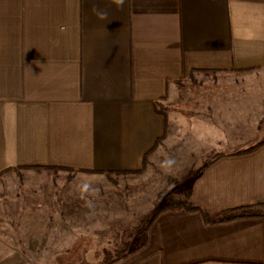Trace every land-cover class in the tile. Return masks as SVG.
Segmentation results:
<instances>
[{"label":"crops","instance_id":"1","mask_svg":"<svg viewBox=\"0 0 264 264\" xmlns=\"http://www.w3.org/2000/svg\"><path fill=\"white\" fill-rule=\"evenodd\" d=\"M255 70L264 0H0V180L13 190L0 192V264L66 261V211L60 226L47 207L23 203L27 167L127 174L187 125L206 140L177 151L191 168L179 198L210 221L163 211L111 264H264V216L214 220L264 203V93L192 95L207 106L190 116L166 106L189 76Z\"/></svg>","mask_w":264,"mask_h":264},{"label":"rangeland","instance_id":"2","mask_svg":"<svg viewBox=\"0 0 264 264\" xmlns=\"http://www.w3.org/2000/svg\"><path fill=\"white\" fill-rule=\"evenodd\" d=\"M241 91L264 93V71L194 74L176 83L175 93L168 98L166 106L168 111L183 110L186 116H190L191 109L196 111L207 106L206 101L191 102L194 99L192 95ZM191 127L187 125L186 129L179 130L180 134L175 129L172 135H167L166 146L161 139L138 172L106 173L105 176L65 169L24 170L19 176L23 179L18 192L25 205L38 203L42 211V207H47L48 215H53V220L60 226L63 211H66V261L56 256L52 264H103L114 257L116 250L121 249L125 242L129 243L127 247L130 249L131 243L138 241L134 235L146 223L147 216L168 199H176L183 194L181 179L190 174L191 168L185 163L187 156L184 153V157L177 155V151L181 153L184 148L183 152H189L190 146L196 144L198 147L202 140H206H199L197 126ZM175 135L181 139H176ZM168 156L178 161V166L171 173L159 167V163ZM82 180L91 181L99 190L98 196L89 197L94 208L86 207L85 200L80 197L78 185ZM3 182L0 180V192L11 194V187L3 189ZM86 211L84 219L81 215L79 219L76 212L84 214ZM74 226L79 229H74ZM52 232L56 234L59 231ZM55 251L62 252V246L55 244Z\"/></svg>","mask_w":264,"mask_h":264},{"label":"trees","instance_id":"3","mask_svg":"<svg viewBox=\"0 0 264 264\" xmlns=\"http://www.w3.org/2000/svg\"><path fill=\"white\" fill-rule=\"evenodd\" d=\"M158 140H156V143L158 142ZM249 151H251V149H247L244 152H249ZM240 152H243V151H240ZM219 156L220 154L214 155L212 159L208 160V162H211L212 160L218 158ZM145 157L146 156H144V161H143L144 163H145ZM27 168H32L33 170L62 169V167H59V166H32V167H27ZM139 170H135L132 172H138ZM105 173L108 174L110 172L108 171ZM175 208H186L188 210H196L202 214V216L204 217L206 221H210V218H208L209 215L200 206L195 205L191 203L190 201L181 199V198L169 199L164 204L160 205L155 210H153L147 216L146 223L138 231L139 233L134 235L136 236V239H138V241L136 243L134 242L131 243L132 247L130 249L127 247L129 246V243L125 242L121 249L116 250L117 254H115V256L112 257L111 259L104 261L103 264H111L115 260L123 257L127 252L132 251L136 249L137 247L141 246L146 240L147 229L149 225L152 223V221L155 219V217L163 211H166L169 209H175ZM249 216H264V203H258L254 205H245V206H240V207L225 210L221 212L220 214H218L214 220L215 221H226V220H232L236 218L249 217Z\"/></svg>","mask_w":264,"mask_h":264},{"label":"clouds","instance_id":"4","mask_svg":"<svg viewBox=\"0 0 264 264\" xmlns=\"http://www.w3.org/2000/svg\"><path fill=\"white\" fill-rule=\"evenodd\" d=\"M111 4H114L117 8H123L125 0H110ZM92 11L97 15L99 19H107L108 12L104 9L94 5ZM178 166V161L175 157L168 156L164 158L160 163L159 167L165 172L171 173ZM78 191L80 197L85 200V206L88 208H94V204L89 197L98 196L99 190L93 186L91 181L82 180L78 185Z\"/></svg>","mask_w":264,"mask_h":264}]
</instances>
